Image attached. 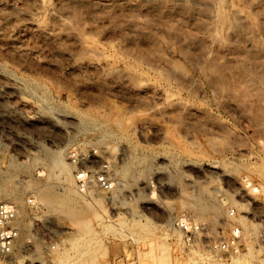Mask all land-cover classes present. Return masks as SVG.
Segmentation results:
<instances>
[{
  "label": "rangeland",
  "instance_id": "obj_1",
  "mask_svg": "<svg viewBox=\"0 0 264 264\" xmlns=\"http://www.w3.org/2000/svg\"><path fill=\"white\" fill-rule=\"evenodd\" d=\"M0 2V200L31 194L45 205L60 227L54 257L71 253L70 264H264V86L247 70H264V0H46L32 15L44 30L17 10L34 9L35 0ZM217 9L234 23L216 26ZM206 59L235 72L238 87L211 88ZM163 70L185 85L170 89ZM170 99L185 107H170ZM70 149H96L111 165L113 188L77 189ZM52 153L61 155L66 180L50 166ZM128 157L136 161L117 185ZM67 191L73 217L46 201ZM196 197L215 209L201 213ZM183 217L205 226L192 246L174 225ZM138 222L155 231L139 233ZM236 225L242 252L215 254L212 241Z\"/></svg>",
  "mask_w": 264,
  "mask_h": 264
},
{
  "label": "built area",
  "instance_id": "obj_2",
  "mask_svg": "<svg viewBox=\"0 0 264 264\" xmlns=\"http://www.w3.org/2000/svg\"><path fill=\"white\" fill-rule=\"evenodd\" d=\"M67 155L73 166V181L77 189L85 192L92 187L103 190L113 188L111 165L100 157L96 149L87 152L70 149ZM252 190L259 191L257 186H253ZM230 212L233 214L234 209ZM174 225L181 231L188 246H192L205 232L203 223L186 217L175 219ZM59 232L60 227L45 205L33 195H25L21 202L0 200V264H41L40 260L51 263L58 250ZM21 243L25 255L16 258ZM37 246L42 253L40 259L27 254ZM209 248L225 257L239 255L242 252L241 228L233 226L213 240Z\"/></svg>",
  "mask_w": 264,
  "mask_h": 264
},
{
  "label": "bare ground",
  "instance_id": "obj_3",
  "mask_svg": "<svg viewBox=\"0 0 264 264\" xmlns=\"http://www.w3.org/2000/svg\"><path fill=\"white\" fill-rule=\"evenodd\" d=\"M3 1V0H2ZM25 1V0H24ZM203 1V0H202ZM221 1V0H220ZM33 2V1H32ZM45 2H46V0H35V3H36V7L34 8V9H31V8H27L26 7V5H25V7L26 8H22V9H17V10H20V11H22V12H24V13H26V14H28V15H30L31 16V19H32V23H34V25L38 28V29H42V30H44V29H46L47 28V25L41 20V19H38L37 17H32V15L33 14H37V12H38V8L39 7H42V6H44L45 5ZM1 3V2H0ZM34 3V4H35ZM12 5H13V3H11ZM10 4V5H11ZM184 4V3H183ZM248 4V3H247ZM9 5V6H10ZM31 5V4H30ZM30 5L28 6V7H30ZM8 7V6H7ZM11 7V6H10ZM11 9H13L14 10V8H13V6L11 7ZM220 9V8H219ZM219 9H217V17H215V19H218V20H215V21H217L216 23H215V25L216 26H218V27H221V25L222 24H224L225 22L226 23H234L233 21H234V19H233V17L231 16V13H226V12H224L223 10H219ZM211 10V9H210ZM244 10V9H243ZM15 11V10H14ZM19 11V12H20ZM232 11H235V10H232ZM17 12V11H16ZM235 13H238V12H234V14ZM12 14V13H11ZM233 14V15H234ZM237 15V14H236ZM235 15V16H236ZM29 16V17H30ZM252 16V15H251ZM255 17V16H254ZM242 17H240V19H241ZM253 18V17H252ZM29 19V18H28ZM254 19V18H253ZM211 20V19H210ZM248 20V19H247ZM243 21V20H242ZM245 21V20H244ZM253 21V20H252ZM255 22V21H254ZM47 23V22H46ZM248 24V23H247ZM50 26V25H49ZM216 26H214V27H216ZM256 28V27H255ZM211 29V28H210ZM209 29V30H210ZM215 29V28H214ZM220 29V28H219ZM229 29V28H228ZM231 30V29H230ZM253 30V29H252ZM256 30V29H255ZM220 31V30H219ZM227 31V30H226ZM258 31V30H257ZM261 32H262V30H261ZM256 33V32H255ZM253 35H254V33H253ZM257 35H258V32H257V34H255L254 36H256L257 37ZM211 36V35H210ZM234 36H235V33H234ZM90 37V36H89ZM214 37V36H213ZM220 37V36H219ZM236 37V36H235ZM234 37V38H235ZM226 38V37H225ZM240 38V37H239ZM213 39H215V37L213 38ZM230 39V38H229ZM247 39V38H246ZM84 40V39H83ZM259 41V40H258ZM225 42H226V40H225ZM230 42V41H229ZM249 42V41H248ZM262 42V41H261ZM264 42V41H263ZM228 44V43H227ZM230 44V43H229ZM261 44V43H260ZM87 45H89V44H87ZM89 47V46H88ZM242 47V46H241ZM87 49V48H86ZM89 49V48H88ZM185 49V48H184ZM257 50V49H256ZM87 51V50H86ZM95 51V50H94ZM181 51V50H180ZM188 51V50H187ZM81 52V51H80ZM88 52V51H87ZM92 52H93V50H92ZM97 52V51H96ZM79 53V52H78ZM84 54V53H83ZM91 54V53H90ZM94 54V53H93ZM97 54V53H96ZM242 55V54H241ZM264 55V54H263ZM94 56V55H93ZM102 56V55H101ZM250 56V55H249ZM103 58H104V54H103V56H102ZM107 57V56H106ZM93 58V57H92ZM193 58V57H192ZM200 58H201V56H200ZM203 58V57H202ZM102 59V58H101ZM194 59V58H193ZM89 60H91V61H94V60H92L91 58L89 59ZM192 60V59H191ZM206 60H208V61H206ZM205 61H202L203 63H202V68H203V70H205V72L207 73V77H208V80L206 81V82H208L209 83V85L210 86H212L211 88H214V89H216V90H218V91H227V90H234L235 89V87L238 85V81H237V76H235L234 74H235V72H234V74H226L225 73V71H224V67L223 66H221V65H219V64H217V63H214V62H210L211 61V59L209 60V59H206ZM91 61H89V62H91ZM201 61V60H200ZM213 61V60H212ZM96 64H99V65H102V67L105 65H107L108 63H107V61H103V59L102 60H100V59H97L96 61H94ZM188 62V61H187ZM238 62V61H237ZM244 62V61H243ZM254 62V61H253ZM190 63V62H189ZM192 63H194V62H192ZM110 64V63H109ZM174 66L177 68V69H182V65L179 63V62H176V61H174ZM241 64V63H240ZM196 65V64H195ZM260 65V64H259ZM244 66V65H243ZM262 66V65H261ZM242 67V64L240 65V68ZM249 67V66H248ZM253 67V66H252ZM259 67V66H258ZM114 68V67H113ZM239 68V69H240ZM262 68V67H261ZM243 69H244V67H243ZM243 69H241V70H243ZM247 69V68H246ZM229 70V69H228ZM248 70V72L250 73V74H252L253 76H257L258 78H259V80L262 82V85L264 86V70L262 71H253V70H249V69H247ZM258 70V69H257ZM238 71L239 70H237V73H238ZM244 72H245V70H244ZM236 73V74H237ZM240 73V72H239ZM160 74H161V76L162 77H164L165 79H166V81H170V89H172V87L174 86V85H176L175 83H177V81H178V78L179 79H181L180 78V74L179 75H175V74H172L171 72L169 73V72H167V71H165V70H163V71H161L160 72ZM183 75V74H182ZM181 75V76H182ZM240 75V74H239ZM5 78V77H4ZM204 78V77H203ZM3 79V78H2ZM207 79V78H206ZM9 80V79H8ZM181 80H184V79H181ZM176 81V82H175ZM237 81V82H236ZM140 82V81H139ZM184 81H182V82H178L177 83V86L179 87L181 84L180 83H183ZM141 83V82H140ZM190 83V82H189ZM9 85H10V83H8ZM7 84V85H8ZM184 84V83H183ZM182 84V85H183ZM6 85V84H5ZM7 85H6V87H7ZM12 85L13 86H17V84L16 83H13L12 82ZM185 85V84H184ZM239 85H240V83H239ZM19 86H21V85H19ZM151 86H153V85H151ZM187 86V85H186ZM209 86V87H210ZM262 86V87H263ZM10 87V86H9ZM22 87V86H21ZM175 87V86H174ZM183 86H181V88H182ZM238 87V86H237ZM16 88V87H15ZM176 88V87H175ZM174 88V89H175ZM184 88V87H183ZM177 90V89H176ZM154 92H155V90H154ZM171 92V91H170ZM190 92V91H189ZM174 93H175V91H174ZM167 95V94H166ZM230 95V94H229ZM244 95V94H243ZM173 96V93L171 92L170 93V98ZM262 96H263V98H264V95L262 94ZM260 97V96H259ZM176 98V97H175ZM172 106H176V107H178V108H181V107H185L184 106V102L181 100V99H176V100H172V99H170V107H172ZM171 111V110H170ZM202 111V110H201ZM110 113V112H109ZM101 114V113H100ZM160 114V113H159ZM171 114V113H170ZM181 114V113H180ZM101 116V115H100ZM171 116V115H170ZM173 116V115H172ZM105 117V116H104ZM183 117V116H182ZM131 118V117H130ZM172 118V117H171ZM115 119V118H114ZM126 119H128V118H126ZM122 120V119H121ZM120 119L118 120V119H116L115 121H116V124H121V121ZM127 121V120H126ZM178 123H179V121H178ZM80 124H82V123H80ZM131 124V123H130ZM176 125V124H175ZM171 132V131H170ZM103 133H109L107 130H104L103 131ZM102 137H99V139H101ZM224 144V143H223ZM106 145V144H105ZM209 146H210V144H209ZM212 146H214V145H212ZM225 146V145H224ZM218 147V146H217ZM212 148H214V147H212ZM219 148V147H218ZM58 150H59V148H57ZM56 152H57V150H55ZM219 151V150H218ZM58 154H60L59 152H58ZM58 154H56V153H52L51 154V156L49 157V164H50V166H57L58 168H59V173H62V175H63V178H64V180H66L67 179V176H69V175H67V170H66V167L64 166V164H63V160H62V158L58 155ZM122 155L124 156V155H126L124 152L122 153ZM135 158V157H134ZM134 160L135 159H133V157H128L126 160H125V162L123 163V165H122V168H121V179L120 180H118L117 179V185H119V184H124L125 185V181H124V178L127 176V174L132 170V168H133V166H134V164H133V162H134ZM136 161V160H135ZM261 165V164H260ZM136 166V165H135ZM138 166V165H137ZM204 166V165H203ZM14 167V166H13ZM220 167V166H219ZM50 168V167H49ZM54 168V167H53ZM52 168V169H53ZM204 168L205 169H207V170H213V169H215L216 168V165L215 164H213V163H207L206 164V166H204ZM262 168V167H261ZM13 169V168H12ZM9 170V169H8ZM136 171V170H135ZM256 171H258V172H260L261 173V169H259V168H257V170ZM40 172V171H39ZM50 172V171H49ZM113 172V171H112ZM264 171H262V175L264 174L263 173ZM8 173V172H7ZM41 173V172H40ZM39 173V174H40ZM135 173V172H134ZM137 173V172H136ZM254 173V172H253ZM58 176V175H57ZM130 176H133V174H131ZM189 176V175H188ZM57 179V178H56ZM133 179V178H132ZM202 179V178H201ZM130 181V180H129ZM195 182H196V180H195V178L194 177H189V181H188V183H191V184H195ZM113 184H114V181H113ZM207 184V183H206ZM116 185V186H117ZM143 185V184H142ZM146 185H148V182H147V184ZM190 185V184H189ZM7 186V185H6ZM139 186V185H138ZM119 187V186H118ZM142 186L140 185V187H137V192H139L140 190V188H141ZM146 187V186H145ZM135 189V188H134ZM139 190V191H138ZM264 192V191H263ZM46 194V193H45ZM79 195V194H78ZM51 196V195H50ZM86 196V195H85ZM96 196V195H95ZM94 195H91L90 194V196H89V198L90 199H92V201L93 200H97V197H95ZM85 198V197H84ZM197 198V197H196ZM247 198V197H246ZM198 200H197V202H198V209H199V211L201 212V213H206L207 211H209L210 209H212V210H214L215 209V207H213V206H210V205H208L207 203H204V202H202L201 201V199L200 198H197ZM71 200H72V196H71V193L70 192H66V193H64L63 195H61V196H53V197H48L47 199H46V201H47V203L48 204H50V205H53V204H57V205H63V206H65V211H64V214L65 215H67V216H70V217H73L75 214H76V212H77V210L76 209H74V207L72 208V206H71ZM148 200V199H147ZM149 201V200H148ZM152 201V200H151ZM95 202V201H94ZM196 202V203H197ZM189 204V203H188ZM100 208V207H99ZM194 208V207H193ZM62 211V210H61ZM180 214V213H179ZM81 222V221H80ZM137 222V221H136ZM79 222H77V224H78ZM87 224H88V222H86ZM82 224V223H81ZM118 224V223H117ZM80 225V224H79ZM83 225H84V223H83ZM83 225H80V226H83ZM86 225V224H85ZM78 226V225H77ZM76 226V227H77ZM79 226V227H80ZM87 226V225H86ZM131 228V227H130ZM135 228H136V231H138L139 233H142L143 235H145V234H147L148 233V235H149V233L151 234V233H153L152 232V230L153 231H155L154 230V228L152 229V226L150 225V224H148V222L147 223H135ZM79 229V228H78ZM89 233V232H88ZM155 233V232H154ZM155 234H157V233H155ZM141 235V234H140ZM153 235V234H152ZM145 236H147V235H145ZM149 237V236H148ZM153 237V236H152ZM152 237H149L150 239L152 238ZM143 238H144V236H143ZM142 238V239H143ZM148 238V239H149ZM80 239V238H79ZM145 239V238H144ZM147 239V240H148ZM149 239V240H150ZM155 240V239H154ZM153 240V241H154ZM74 241H76V240H74ZM73 241V242H74ZM95 241V240H94ZM151 242V244H153L152 243V240H150ZM71 242V241H70ZM83 242V241H82ZM81 243V242H80ZM87 243V242H86ZM143 243V242H142ZM146 243H148V241L146 242ZM149 243V244H150ZM35 245H36V243H34ZM73 244V243H72ZM76 244V243H75ZM75 244H74V246H75ZM85 244V243H84ZM97 244V243H96ZM150 244V245H151ZM71 245V244H70ZM69 245V246H70ZM90 245V244H89ZM147 245V244H146ZM154 245V244H153ZM152 245V247H154ZM87 246V245H86ZM85 246V247H86ZM160 246H162V245H160ZM160 246H157V247H159L160 249H161V247ZM76 247V246H75ZM88 247V246H87ZM86 247V249H88ZM156 247V248H157ZM38 246L37 247H35V249H33V250H31L29 253H27L29 256H33V257H36V258H39L40 259V254H39V252H38ZM67 248V247H66ZM70 249V248H69ZM83 249L84 250H86L85 248H84V246H83ZM93 249H94V247H93ZM150 249V248H149ZM74 250V249H73ZM153 250H155V249H153ZM94 251H96V250H94ZM151 251V253H154L155 251H153L152 252V250H150ZM72 252V251H71ZM78 252V251H77ZM80 253H82V254H84L85 253V251H83V252H80ZM87 253V252H86ZM85 253V254H86ZM94 253V252H93ZM71 254V253H70ZM69 253H67V252H62L61 254H59V255H57L56 257H54V263L53 264H70L69 262H70V259H71V255H70ZM81 254V255H82ZM92 254V253H91ZM25 255V253H23V244L21 243L20 244V250L19 251H17L16 252V258H19L20 256H24ZM81 255L79 254V257L77 258L78 260H79V258H81ZM153 255V254H152ZM84 256V255H83ZM87 256V255H86ZM159 256V255H158ZM154 257H155V255H154ZM73 258V257H72ZM86 259V258H85ZM40 262H41V264H44L45 262H43L42 260H40ZM52 263V262H51Z\"/></svg>",
  "mask_w": 264,
  "mask_h": 264
}]
</instances>
